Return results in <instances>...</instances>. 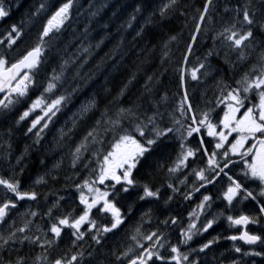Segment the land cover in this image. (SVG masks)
<instances>
[{
    "label": "snow or ice",
    "instance_id": "snow-or-ice-1",
    "mask_svg": "<svg viewBox=\"0 0 264 264\" xmlns=\"http://www.w3.org/2000/svg\"><path fill=\"white\" fill-rule=\"evenodd\" d=\"M73 2L41 0L29 13V23L44 13L33 37L25 31L24 21L10 22L12 4L0 0V26L7 25L0 31V117L4 120L0 124V264H201V254L206 258L221 239L215 235L190 246L193 237L208 232L217 219L215 214L206 215L214 203L213 190L215 200L223 201L228 209L234 201L254 202L256 210L251 215L225 216L230 225L242 226L225 239L257 246L243 250L234 246L236 253L264 257V233L247 228L264 220V0H225V15L218 20L217 4L203 0L192 17L194 24L177 68L178 99L170 107L166 91L154 92L159 77L153 83L152 75L144 81V91L137 97L140 102L125 106L121 97L135 73L110 100L101 103L93 96L81 103L72 114L71 127L59 129L57 146L65 137L72 141L74 130L84 123L83 134L72 141L68 154L69 166L77 169L80 165L86 175L64 185L75 189L67 193V199L57 194L48 202V193L35 185L47 184L45 175L57 181L53 170L62 161L22 188L19 176L29 145L13 162L11 141L14 128L27 120L22 132L31 134L33 144L39 145L53 117L80 87L76 84L68 91L66 73L72 68L73 78L80 75L92 45L81 43L77 51L87 55L80 59L61 55L56 43L70 21ZM142 4L153 7L143 24L153 23L158 12L156 23L162 27L172 12L180 11L178 0H165L158 6L141 0L129 14L127 27H132ZM143 24L137 37L144 31ZM177 39L178 34H170L163 42L161 63L169 57L170 42ZM205 39L211 45L203 58L190 62L193 47ZM103 43L101 37L95 48ZM210 57L222 59L230 69L239 63L238 78L229 84ZM201 84L204 90L193 95ZM208 88L213 89V97L205 99ZM4 169L7 175L2 174ZM161 170L166 180L157 184L153 175ZM73 175L79 176V170ZM178 193L184 200L199 193L186 224L178 223L179 214L173 215L167 207ZM153 219L158 223L153 225ZM25 245L29 251L21 254ZM85 245L92 250L87 251ZM96 254H103V259H95Z\"/></svg>",
    "mask_w": 264,
    "mask_h": 264
},
{
    "label": "trees",
    "instance_id": "trees-1",
    "mask_svg": "<svg viewBox=\"0 0 264 264\" xmlns=\"http://www.w3.org/2000/svg\"><path fill=\"white\" fill-rule=\"evenodd\" d=\"M5 2L12 4L10 22L20 24L21 21H24L26 25L25 31L31 33L34 37L35 28L39 26L44 13H41L40 17L34 18L30 23L29 13L30 10L38 6L41 0H5ZM138 2H141V0H74L70 21L66 22L62 35L56 43L59 45L61 55L77 56L80 59L87 55L77 51L81 43L84 46L92 45L91 55L88 56L87 62L79 70L80 75L73 78L72 68H69L66 73L65 88L71 91V88L76 84H79L80 87L73 93L71 100L53 117V121L49 123L48 128L42 133L39 145L33 144L30 138L31 134L25 136L22 132L27 120L21 122L18 128H14V135L11 141L13 162L14 157L24 151L25 145H29L28 154L23 161L26 166L23 174L19 176L21 187L31 185L38 176L44 175L49 169H52L53 164L57 161H62L60 168L53 170L59 177L57 181H53L49 175H45L44 178L47 184L35 185L38 191L48 193V202L55 199L57 194L64 195L67 199V193H75V189L70 186L64 187V185H71L73 181L78 182L80 178L86 175L87 170L80 165H77V169L69 166L70 157L68 154L72 141L77 140L83 134L85 130L84 123H81L74 130L72 141H68L67 137H65L66 142L61 141L57 146L59 129L63 127L67 131V128L71 127L72 114L81 103L93 96L101 103L104 102L105 98L110 100L128 82L129 77L133 73H135V79L128 85L125 95L121 97V102L125 106L137 101V97L141 96L144 91V81L149 75L153 76V83H156L155 78L159 77V83H156L154 92L159 90L158 94H162L165 91L168 93L169 101L167 107H170L178 99L176 95L179 91L177 68L190 30L194 24L192 17L197 15V9L202 6L203 0H178L180 11L172 12L161 22L162 27L156 23L159 20L158 12L152 18L153 23L143 24L144 17L150 11H153V7L145 8L142 4L141 12L136 14V20L133 21L132 27L129 28L126 26V21L129 14L133 12L134 5ZM162 2H165V0H150L153 6H158ZM214 3L217 4V11L220 14L215 17L218 20L220 16L225 15L222 11L225 0H214ZM17 4L19 7L16 6ZM141 24H143L144 31L141 37H137L136 31ZM6 26H0V31H3ZM170 34H178V39L170 42L169 57L165 58L164 63H161L160 49ZM101 37H104V43L97 49L95 48V43ZM28 42L30 41H26V43ZM117 44H119L118 48L116 47ZM210 45L211 41L205 39L200 43L199 47L194 46L193 56L189 57V61L191 62L194 57L203 58L207 47ZM22 49L23 45L21 46ZM209 59L214 66H219L222 69V75L229 84L233 82L234 78H238L242 70L239 63H237L235 68L230 69L229 65L220 58L210 57ZM77 63H79V60H77ZM57 71H59L58 67ZM105 89H107V92H105ZM203 90L204 85H198L192 94L199 96ZM206 97V99L213 97L212 88H208ZM143 106L147 108L149 105L145 103ZM3 123V117H0V124ZM10 123L11 119H9L7 124ZM41 159L44 161L43 164L40 163ZM77 170H79L80 175L74 176L73 173ZM2 174L7 175L8 170L4 169ZM65 176H71L72 179L65 181ZM165 180L166 175L163 170L154 173L153 182L159 184ZM183 190V187H181V191ZM163 191L164 189L162 188ZM175 196L173 198L175 201L177 199L180 200V197H182L179 193ZM64 203V201H61V204ZM44 204L45 202L41 201L40 207L43 208ZM167 207L173 214L172 207L169 205ZM139 208L140 204L136 206L134 211L139 210ZM67 210L68 208L66 207L65 211ZM157 223L158 220L153 219V225ZM93 246L95 247V245ZM28 251L29 249L25 245L21 254ZM38 251L36 249V252ZM94 258L97 260L103 259V254H96Z\"/></svg>",
    "mask_w": 264,
    "mask_h": 264
},
{
    "label": "flooded vegetation",
    "instance_id": "flooded-vegetation-1",
    "mask_svg": "<svg viewBox=\"0 0 264 264\" xmlns=\"http://www.w3.org/2000/svg\"><path fill=\"white\" fill-rule=\"evenodd\" d=\"M222 186V185H221ZM211 189V186H209ZM203 191V189L201 190ZM214 203L213 208L217 213V218L219 221V225L216 227V231L218 235H220L221 239H219L215 245L216 250H218V264H232V261H236V264H264V259L260 260L261 257L253 256V255H243V251L241 253H236L234 251V246H239L243 249H247L249 247H257V246H249L244 244L241 241H230L229 239H225V235L231 232L237 234L242 230V226L230 225L229 222L225 219V216L228 214L238 215L240 213L253 214L256 210L255 205L250 201H243L237 204L235 201L233 202V206L231 209H228L224 206V202L221 200H215V196L217 195L216 191H213ZM199 193H194L193 197L190 200H184L181 204H175L174 207L178 211H183V215L185 212L190 211L195 207L198 202ZM221 211L224 213L221 215ZM148 228V227H147ZM248 230L264 233V220L261 221L260 224H248ZM110 235V234H109ZM114 239V238H113ZM257 250H259L257 248ZM163 251V250H162Z\"/></svg>",
    "mask_w": 264,
    "mask_h": 264
},
{
    "label": "rangeland",
    "instance_id": "rangeland-1",
    "mask_svg": "<svg viewBox=\"0 0 264 264\" xmlns=\"http://www.w3.org/2000/svg\"><path fill=\"white\" fill-rule=\"evenodd\" d=\"M205 99L207 98L206 97V94H205V97H204ZM204 219H203V216L201 217V219H200V221L202 222ZM186 224V223H185ZM198 226H199V223H198ZM172 235L173 236H175V232H173L172 233ZM202 238V236H201V234L200 235H198V236H194L193 237V240L191 241V242H197L198 240H200ZM206 239V235H204V237H203V240H205ZM203 240H201V241H203ZM195 247V246H194ZM201 257H202V259H203V262L201 263V264H205V259H206V261L209 259V258H212L211 256H209V254L207 255V257L206 258H204L203 257V254H201ZM209 263L211 264L212 262H211V260L209 261Z\"/></svg>",
    "mask_w": 264,
    "mask_h": 264
},
{
    "label": "bare ground",
    "instance_id": "bare-ground-1",
    "mask_svg": "<svg viewBox=\"0 0 264 264\" xmlns=\"http://www.w3.org/2000/svg\"><path fill=\"white\" fill-rule=\"evenodd\" d=\"M156 5V4H155ZM156 29V28H155ZM158 29V28H157ZM51 179V178H50Z\"/></svg>",
    "mask_w": 264,
    "mask_h": 264
}]
</instances>
